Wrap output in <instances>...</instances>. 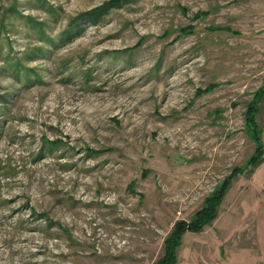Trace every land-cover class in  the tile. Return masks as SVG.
<instances>
[{"label":"rangeland","instance_id":"1","mask_svg":"<svg viewBox=\"0 0 264 264\" xmlns=\"http://www.w3.org/2000/svg\"><path fill=\"white\" fill-rule=\"evenodd\" d=\"M108 1L0 0V264H264V0Z\"/></svg>","mask_w":264,"mask_h":264},{"label":"trees","instance_id":"2","mask_svg":"<svg viewBox=\"0 0 264 264\" xmlns=\"http://www.w3.org/2000/svg\"><path fill=\"white\" fill-rule=\"evenodd\" d=\"M120 1L121 0H110L101 7V10L103 9L104 11V9L106 8H111L115 4L116 5L119 4ZM94 11L97 12L98 9H95ZM262 92H264V90H262ZM255 112H256V106L253 104L250 105L247 118L249 123H252V135L257 143V147L255 153L251 156L250 160L247 163V166L249 167V168L247 167V169L249 170H253V168L256 165H258L264 157V147L261 139V130L259 128V123L257 122V117H256L257 112L256 113ZM240 170H242V168H240ZM237 173H239V171L238 169H235L232 175H230L228 178H225L221 182V184L215 190V192L210 197V199L207 200L208 203L206 206V211L204 213L201 211L197 215L196 219H199V221L196 222V225L192 223L186 224V222L184 221H180L177 223V225L174 227L170 240L167 242V248L168 249L170 248L171 249L170 251H174L178 247L184 231L190 228L201 229L204 225L211 224L213 220L217 218L220 205L228 188L230 187L231 181L233 179V175H236Z\"/></svg>","mask_w":264,"mask_h":264}]
</instances>
